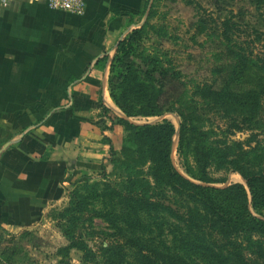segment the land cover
I'll return each instance as SVG.
<instances>
[{
    "label": "rangeland",
    "instance_id": "1",
    "mask_svg": "<svg viewBox=\"0 0 264 264\" xmlns=\"http://www.w3.org/2000/svg\"><path fill=\"white\" fill-rule=\"evenodd\" d=\"M263 15L264 0H143L139 11L128 17L118 41H125L134 30L140 31L136 50L130 58L132 71L126 82L118 83L116 91L120 104L134 108L132 116L127 117L112 99L116 112L102 107L99 114L103 119L99 124L102 131L107 129L112 133L113 128L119 129L117 135L113 133L115 140L103 138L110 144L106 162L96 173L86 176L88 181L67 184L63 197L37 214L30 225L16 231H0V264H81L83 253L74 248L67 250L70 242L65 229L71 217L77 218V215L75 233L89 249L92 264H111L110 259L114 264H143L138 253L140 247L156 249L157 245L166 244L174 250L178 246L176 241L184 232L174 219L156 211L132 208L129 202L131 207H128L118 196V190L129 185L128 173H132V181L144 178L153 186L151 163L143 142L129 136L124 122L135 126L156 125L162 121L171 124L174 128L171 162L180 175L197 185L226 188L241 184L247 190L238 172L210 166L205 177L196 164L197 142L189 133L180 141L179 129L185 121L200 130L211 131L210 140L226 143L243 141L250 133L259 132L245 131L224 138L221 131L227 123L226 112L216 101L214 92L226 73L231 74L229 86L235 95L257 94L259 89H264V74L236 63L234 57L236 49H241L247 58L264 57V39L255 40L256 33L264 35ZM226 19L235 24L228 45H224L220 35V23ZM117 45L109 52L108 92L109 78L121 73L119 68L111 69ZM160 70L172 73L183 84L184 94L160 115L142 116L139 110L153 105ZM260 107L264 118L262 95ZM258 140L264 145V133ZM121 164L129 165L132 170L124 171ZM75 206L80 213L73 211ZM248 210L264 221V212H256L250 205ZM116 237H120V244L129 240L132 246H126L120 254L105 255L101 247L113 243ZM194 261L214 264L203 258Z\"/></svg>",
    "mask_w": 264,
    "mask_h": 264
},
{
    "label": "crops",
    "instance_id": "2",
    "mask_svg": "<svg viewBox=\"0 0 264 264\" xmlns=\"http://www.w3.org/2000/svg\"><path fill=\"white\" fill-rule=\"evenodd\" d=\"M142 3L88 0L82 15L46 0L0 6V231L30 225L74 172L91 176L106 162L103 138L119 132L99 127L102 107L116 110L109 52Z\"/></svg>",
    "mask_w": 264,
    "mask_h": 264
},
{
    "label": "trees",
    "instance_id": "3",
    "mask_svg": "<svg viewBox=\"0 0 264 264\" xmlns=\"http://www.w3.org/2000/svg\"><path fill=\"white\" fill-rule=\"evenodd\" d=\"M234 26L230 19L221 21L220 35L224 45L231 42ZM139 33L134 30L125 41L118 43L115 64L111 69L119 68L121 73L109 78L110 98L127 117L132 116L134 108L120 104L116 91L118 83L126 82L132 71L130 58L136 50ZM262 39L264 35L256 33L255 40L260 42ZM234 57L236 63L248 65L264 74V57L247 58L241 49L234 50ZM230 67L231 64L227 66ZM157 75L160 80L159 89L153 105L147 110H139L142 116L160 115L184 94L183 84L168 70H160ZM224 77L214 92L216 101L226 112L224 118L227 123L221 131L222 135L225 138L245 131L259 132L250 133L243 141L226 143L225 140H210L211 131L200 130L184 121L180 124L179 140H183L185 134L189 133L197 142L199 148L195 152L196 164H199L198 168L205 177L208 176L206 168L210 166L217 170L238 172L247 190L241 184L226 188L197 185L180 175L171 162V141L174 135L171 124L162 121L156 125L135 126L121 121L125 123L130 137L143 142L147 159L151 163L153 186L144 178L132 181V173H128L130 180L125 178L129 185L118 190V196L125 200L128 207H131L129 202L132 208L134 206L141 211H156L167 215L184 232L182 238L176 241L178 246L174 250L166 244L157 245L156 249L140 247L138 253L143 264H195V258H203L214 264H264V221L252 216L248 210L250 205L256 212H264V145L258 140V136L264 133L263 110L260 107V95L264 96V89H259L257 94L235 95L229 86L231 74L226 73ZM126 97L127 94H122L124 100ZM121 168L126 172L132 170L126 164H121ZM86 181L87 177L80 172H74L66 180L70 185ZM73 211L80 213L76 206ZM78 221V215L77 218L71 217L65 228L70 242L67 250H80L84 255L81 264H92L94 260L89 256V249L75 233ZM120 242V237H116L113 243L101 247V251L105 255H114L123 252L126 246H132L129 240H124V245ZM110 262L114 264L111 259Z\"/></svg>",
    "mask_w": 264,
    "mask_h": 264
},
{
    "label": "built area",
    "instance_id": "4",
    "mask_svg": "<svg viewBox=\"0 0 264 264\" xmlns=\"http://www.w3.org/2000/svg\"><path fill=\"white\" fill-rule=\"evenodd\" d=\"M15 0H0V6H5ZM88 0H46L47 7L53 11L82 15Z\"/></svg>",
    "mask_w": 264,
    "mask_h": 264
}]
</instances>
